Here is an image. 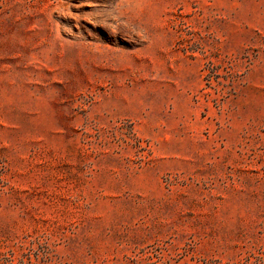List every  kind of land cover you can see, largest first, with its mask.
I'll return each instance as SVG.
<instances>
[{"label": "rangeland", "instance_id": "obj_1", "mask_svg": "<svg viewBox=\"0 0 264 264\" xmlns=\"http://www.w3.org/2000/svg\"><path fill=\"white\" fill-rule=\"evenodd\" d=\"M0 264H264V0H0Z\"/></svg>", "mask_w": 264, "mask_h": 264}]
</instances>
